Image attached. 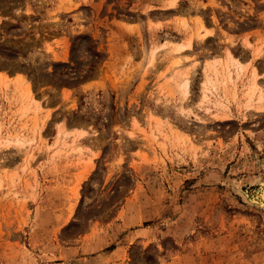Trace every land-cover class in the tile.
<instances>
[{
    "label": "rangeland",
    "instance_id": "rangeland-1",
    "mask_svg": "<svg viewBox=\"0 0 264 264\" xmlns=\"http://www.w3.org/2000/svg\"><path fill=\"white\" fill-rule=\"evenodd\" d=\"M178 1L0 0V264H264V0Z\"/></svg>",
    "mask_w": 264,
    "mask_h": 264
},
{
    "label": "bare ground",
    "instance_id": "bare-ground-1",
    "mask_svg": "<svg viewBox=\"0 0 264 264\" xmlns=\"http://www.w3.org/2000/svg\"><path fill=\"white\" fill-rule=\"evenodd\" d=\"M179 1L178 0H168V5H170V7H172V8H175V6L177 5V3H178ZM167 44V43H166ZM170 44V43H169ZM190 44H191V42L189 41V40H187V41H183V42H180V43H176V44H174V43H172L171 45H173L174 46V51L175 52H181V51H185V50H187L188 48H190ZM165 44H163V46H164ZM165 50V49H164ZM178 63V62H177ZM207 64V63H206ZM210 64V63H209ZM211 65V64H210ZM209 66V65H208ZM210 69H211V67H210ZM216 71V70H215ZM181 83H182V87L181 88H183V90H184V93H185V95L186 94H188V92H189V76H188V74H184V76L182 77V79H181ZM211 85V82H210V80H208V79H206V81L204 82V84H203V86H202V88H203V91H208L209 89V86ZM250 91H252V89L250 90ZM251 93V92H250ZM206 98V94H205V92H204V94H203V96H202V99H205ZM263 183V182H262ZM263 186V185H262ZM261 190V189H260ZM261 197L263 198V200L261 201V202H264V189H263V192L261 193ZM262 206H264V203H263V205ZM264 208V207H263Z\"/></svg>",
    "mask_w": 264,
    "mask_h": 264
},
{
    "label": "water",
    "instance_id": "water-1",
    "mask_svg": "<svg viewBox=\"0 0 264 264\" xmlns=\"http://www.w3.org/2000/svg\"><path fill=\"white\" fill-rule=\"evenodd\" d=\"M259 196H260V194L259 193H257L256 195H255V201H253L256 205H258V206H260L259 205V203H260V201H259ZM261 204V203H260Z\"/></svg>",
    "mask_w": 264,
    "mask_h": 264
},
{
    "label": "crops",
    "instance_id": "crops-1",
    "mask_svg": "<svg viewBox=\"0 0 264 264\" xmlns=\"http://www.w3.org/2000/svg\"><path fill=\"white\" fill-rule=\"evenodd\" d=\"M206 58V57H205ZM260 82V81H259Z\"/></svg>",
    "mask_w": 264,
    "mask_h": 264
}]
</instances>
